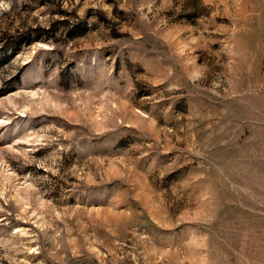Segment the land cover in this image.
Segmentation results:
<instances>
[{
	"label": "rangeland",
	"instance_id": "374dc122",
	"mask_svg": "<svg viewBox=\"0 0 264 264\" xmlns=\"http://www.w3.org/2000/svg\"><path fill=\"white\" fill-rule=\"evenodd\" d=\"M0 264H264V0H0Z\"/></svg>",
	"mask_w": 264,
	"mask_h": 264
}]
</instances>
